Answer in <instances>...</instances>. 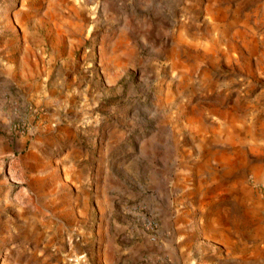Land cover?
Returning <instances> with one entry per match:
<instances>
[{
	"label": "rangeland",
	"instance_id": "rangeland-1",
	"mask_svg": "<svg viewBox=\"0 0 264 264\" xmlns=\"http://www.w3.org/2000/svg\"><path fill=\"white\" fill-rule=\"evenodd\" d=\"M137 1L0 0V264H99L115 224L182 217L197 238L227 220L224 263L264 264V0L158 30ZM197 130L223 141L211 167Z\"/></svg>",
	"mask_w": 264,
	"mask_h": 264
},
{
	"label": "crops",
	"instance_id": "crops-1",
	"mask_svg": "<svg viewBox=\"0 0 264 264\" xmlns=\"http://www.w3.org/2000/svg\"><path fill=\"white\" fill-rule=\"evenodd\" d=\"M199 1L138 0L137 2L140 4L141 9L152 12V15L149 13L148 18L144 19V27H152L154 30H158L162 28L161 25L164 19L169 20L177 12L182 13L186 10L188 4H191L192 9L196 8ZM145 5L146 7H143ZM237 9L238 7L229 5L227 0H206L203 8L204 13L212 17L215 16V13L233 12V14H236ZM119 41L121 42L120 38L115 41L113 57L118 56ZM224 124L226 127L227 123ZM221 143L223 144V141L218 142L212 139L211 135L197 130V148L199 150L197 155L203 157L200 164L211 167L213 156L218 155ZM4 150H6L5 147L0 152ZM225 153L228 154L227 151ZM77 159H83V156L77 152H72L68 169L73 178L84 176V167L80 165V162H77ZM216 170L217 172L214 175L219 172L218 168ZM212 178L215 177L210 176V180L206 185L216 186L215 183L219 185L218 181H214ZM226 184L231 185V181ZM166 223V234L161 233L162 236H160L158 230L154 232L155 235L148 234L146 236L143 232L139 236V233H135L130 226L123 225L119 229L115 224L114 231L110 234V240L106 242V240L101 239L102 249L99 254V264H225L226 258L223 256L219 244L226 240H232L227 220L213 218L205 221L209 229L204 234H200L199 238H197V231H192V228H195L192 220L182 217L168 220ZM103 231V235L107 236V232ZM135 235H138L137 239ZM119 237H125L127 240L125 243H120Z\"/></svg>",
	"mask_w": 264,
	"mask_h": 264
}]
</instances>
